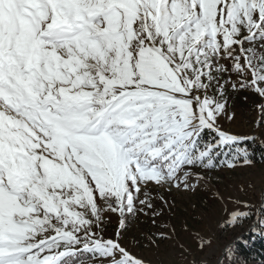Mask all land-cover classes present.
<instances>
[{"label":"snow or ice","instance_id":"snow-or-ice-1","mask_svg":"<svg viewBox=\"0 0 264 264\" xmlns=\"http://www.w3.org/2000/svg\"><path fill=\"white\" fill-rule=\"evenodd\" d=\"M229 88L264 98V0H0V264H147L121 230L151 186L254 163Z\"/></svg>","mask_w":264,"mask_h":264},{"label":"rangeland","instance_id":"rangeland-1","mask_svg":"<svg viewBox=\"0 0 264 264\" xmlns=\"http://www.w3.org/2000/svg\"><path fill=\"white\" fill-rule=\"evenodd\" d=\"M261 104L264 98L254 90L228 89L229 114L234 113V118L229 120L222 116L220 125L232 134L246 137L242 147L245 142L264 146V111L258 107ZM253 161L252 166L241 165L235 169H198L208 182L197 184L192 190L151 186L154 206L162 211L155 216L148 209L135 216L129 215L127 230H121L123 245L147 264H223L232 239L238 238L240 231L256 225L255 216L264 204V160ZM233 210L249 213L248 220L222 227ZM106 221L103 235L114 238L119 217L112 215ZM161 233L170 238L160 239ZM197 233L210 238L211 246L201 251ZM83 259L85 264H93L87 256ZM238 264L257 263L252 259Z\"/></svg>","mask_w":264,"mask_h":264},{"label":"trees","instance_id":"trees-1","mask_svg":"<svg viewBox=\"0 0 264 264\" xmlns=\"http://www.w3.org/2000/svg\"><path fill=\"white\" fill-rule=\"evenodd\" d=\"M245 148L252 154L253 160L261 162L264 160V146L259 143L245 142ZM249 216L242 219L239 224L247 221ZM256 225L252 228L239 232L238 238L232 239V244L228 248L231 249L232 255L224 258L223 264H238L239 262H250L252 259L257 264H264V204L260 206L257 217L255 216ZM86 256V255H85Z\"/></svg>","mask_w":264,"mask_h":264},{"label":"water","instance_id":"water-1","mask_svg":"<svg viewBox=\"0 0 264 264\" xmlns=\"http://www.w3.org/2000/svg\"><path fill=\"white\" fill-rule=\"evenodd\" d=\"M263 205V204H262Z\"/></svg>","mask_w":264,"mask_h":264}]
</instances>
